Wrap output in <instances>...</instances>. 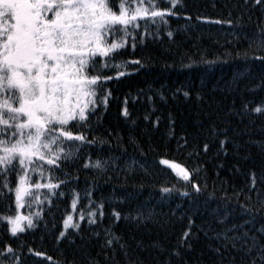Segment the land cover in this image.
Here are the masks:
<instances>
[{
    "label": "trees",
    "instance_id": "1",
    "mask_svg": "<svg viewBox=\"0 0 264 264\" xmlns=\"http://www.w3.org/2000/svg\"><path fill=\"white\" fill-rule=\"evenodd\" d=\"M156 3L171 7L165 0ZM173 11L155 23L139 19L135 41L129 37L116 50L115 62L139 60L143 67L120 68L125 75L103 86L110 92L107 102L97 99L83 128L80 122L67 129L83 133L88 142L66 140L73 155L58 162V169H49L45 161L43 178L27 173L30 185L59 187L30 188L32 195L25 194L17 208L15 187L25 173L7 174L12 191L3 189L0 195V249L11 245L20 264H164L173 251L179 255L171 256V264H249L240 242L225 249L223 237L217 239L241 224L240 232L264 244V112L252 111L264 107V63L252 58L264 52L249 44L264 29V4L177 0ZM199 52L202 59L196 57ZM213 128L227 129L223 147L219 141L225 135L214 134ZM185 142L186 147H178ZM210 151L216 154L207 159ZM97 159L107 161L103 168L94 166ZM163 160L187 169L190 181ZM165 187L171 191L163 192ZM94 210L95 223H89ZM17 214L30 217L33 226L22 220L23 231L13 235L2 217ZM189 231L191 236L184 237ZM13 260L5 253L3 264Z\"/></svg>",
    "mask_w": 264,
    "mask_h": 264
},
{
    "label": "snow or ice",
    "instance_id": "2",
    "mask_svg": "<svg viewBox=\"0 0 264 264\" xmlns=\"http://www.w3.org/2000/svg\"><path fill=\"white\" fill-rule=\"evenodd\" d=\"M165 2L171 7L160 8L156 0H0V195H4L3 189L12 191L7 174L17 169L25 173L19 176L15 187L17 208L21 206L25 194L32 195L30 188L34 187L38 192L42 187L52 190L60 186L51 182L30 185L27 173L31 170L43 178L45 161L49 169H58V162H66L73 155V150H66L64 146L66 140L88 142L83 133L74 134L67 129L80 122L83 128L94 114L91 109L97 99L107 102L110 92H105L103 86L125 75L119 71L120 68H127L129 64L143 67L139 60L115 62V57L119 55L116 50L123 49L129 37L135 41L136 30L141 27L137 23L139 19L150 18L155 23L156 18L164 20L166 15H175L173 9L177 0ZM254 3L259 6L264 4V0H254ZM249 44H255L257 50L264 52V29L255 33ZM131 46L134 48L135 43ZM252 58L264 63V55ZM108 71H116L117 74L104 75ZM260 103L264 105V101ZM244 107L247 108V103ZM252 111L261 113L264 107L257 106ZM123 114L128 115L127 109ZM212 131L216 135H225V139L219 141L223 147L227 141V129L217 132L213 128ZM186 146L187 142L178 145ZM203 147L207 152L209 145L206 143ZM106 163L97 159L94 166L103 168ZM163 163L168 164V161ZM178 175L184 181H190L191 173L187 169L180 168ZM251 175L255 190V173ZM192 187L195 192L200 191L198 185L193 184ZM162 191L168 193L171 189L165 187ZM182 195L188 196L189 193ZM36 203L42 201L36 197ZM96 214L95 210L88 213L89 223H95ZM34 215L38 217L40 213ZM113 215L119 219L121 214L114 212ZM138 215L143 217L142 213ZM80 218L84 219L83 213ZM2 219L7 221L13 235L23 231L21 220H27L28 227L33 226L30 217L19 214ZM71 221L69 215L64 221L65 228ZM191 223L189 220V228ZM72 226L79 227L78 224ZM241 228L243 224L233 225L218 233L217 239L223 237L225 243L222 247L225 249L229 243L235 248L240 242L239 250L244 252L249 264H264V244L255 235L240 232ZM260 231L264 233V228ZM229 232L233 235H228ZM63 235L61 232L60 236ZM183 235L189 237L191 232ZM114 239L119 240V237ZM106 243L111 247L113 240L108 239ZM120 247L123 249L125 246ZM216 251L221 254L220 249ZM5 253L14 257L13 264H20L19 256L7 244L0 249V264H3ZM172 255L179 253L169 252V259L164 264H171Z\"/></svg>",
    "mask_w": 264,
    "mask_h": 264
},
{
    "label": "bare ground",
    "instance_id": "3",
    "mask_svg": "<svg viewBox=\"0 0 264 264\" xmlns=\"http://www.w3.org/2000/svg\"><path fill=\"white\" fill-rule=\"evenodd\" d=\"M227 44V43H226ZM203 56H204V54H203V52H199L198 54H197V58L199 59V58H203ZM215 152L214 151H210V152H208V154H207V159H212L214 156H215ZM67 218H68V216H67Z\"/></svg>",
    "mask_w": 264,
    "mask_h": 264
},
{
    "label": "rangeland",
    "instance_id": "4",
    "mask_svg": "<svg viewBox=\"0 0 264 264\" xmlns=\"http://www.w3.org/2000/svg\"><path fill=\"white\" fill-rule=\"evenodd\" d=\"M163 161H165V160H163ZM166 161H168V164H166L168 167H170L171 169H172V165H177L178 167H175L174 169L176 170V171H179L180 170V168H184L183 166H181V165H179V164H177V163H175V162H173V161H170V160H166ZM173 170V169H172ZM174 171V170H173ZM175 172V171H174ZM176 173V172H175ZM177 174V173H176ZM178 175V174H177ZM178 176H180V175H178ZM22 221V220H21Z\"/></svg>",
    "mask_w": 264,
    "mask_h": 264
}]
</instances>
